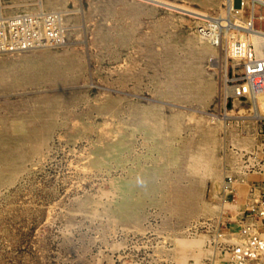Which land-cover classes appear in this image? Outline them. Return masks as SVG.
Instances as JSON below:
<instances>
[{"label": "rangeland", "instance_id": "obj_1", "mask_svg": "<svg viewBox=\"0 0 264 264\" xmlns=\"http://www.w3.org/2000/svg\"><path fill=\"white\" fill-rule=\"evenodd\" d=\"M158 1L197 14L0 0L60 10L65 34L0 55V264H224L240 239L264 187L246 183L264 178V111L231 97L239 65L196 34L229 0Z\"/></svg>", "mask_w": 264, "mask_h": 264}, {"label": "built area", "instance_id": "obj_2", "mask_svg": "<svg viewBox=\"0 0 264 264\" xmlns=\"http://www.w3.org/2000/svg\"><path fill=\"white\" fill-rule=\"evenodd\" d=\"M256 6L262 12L264 0H231L230 6L226 5V18H210L196 27L199 38L216 47L223 46L239 65L240 77L231 86V97L235 99L249 97L253 86L264 76V29L255 26L256 21H264V15H255ZM64 35L60 10H22L11 14L0 10V55L60 46ZM258 163L264 166V156ZM230 184L228 177L227 187ZM242 215L239 232L228 233L239 235L241 240L227 246L224 264H264V190Z\"/></svg>", "mask_w": 264, "mask_h": 264}, {"label": "bare ground", "instance_id": "obj_3", "mask_svg": "<svg viewBox=\"0 0 264 264\" xmlns=\"http://www.w3.org/2000/svg\"><path fill=\"white\" fill-rule=\"evenodd\" d=\"M151 1L160 3V4L165 5V6H169L171 8L177 9V10H182V11H186L188 13L197 14L196 12H194L190 9H187V8H184V7H181L178 5H173V4L158 1V0H151ZM227 4H228V6H230V0L228 1ZM250 97H251L250 99H252V101H253L252 110L254 112V118H256V119L262 118V114H263L262 112L264 111V109H263V105H264V77L259 80V83L255 84L253 86L252 90L250 91ZM255 201H256V198L251 199L250 206H253ZM227 241H232V239L227 240ZM233 241L238 242V240H235V239Z\"/></svg>", "mask_w": 264, "mask_h": 264}, {"label": "crops", "instance_id": "obj_4", "mask_svg": "<svg viewBox=\"0 0 264 264\" xmlns=\"http://www.w3.org/2000/svg\"><path fill=\"white\" fill-rule=\"evenodd\" d=\"M260 175H263L262 173H260ZM262 180H264V178L261 176H258V175H253V177H246V183H248V186H250L251 184L254 185V186H261L263 185L264 183H261ZM250 184V185H249ZM264 190V187H261L260 188V191Z\"/></svg>", "mask_w": 264, "mask_h": 264}]
</instances>
